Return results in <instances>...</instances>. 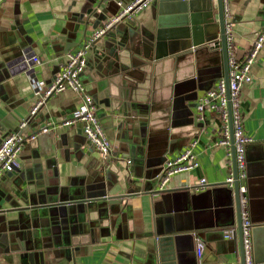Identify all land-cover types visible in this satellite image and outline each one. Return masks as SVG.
Returning a JSON list of instances; mask_svg holds the SVG:
<instances>
[{
    "label": "crops",
    "instance_id": "0c3cea01",
    "mask_svg": "<svg viewBox=\"0 0 264 264\" xmlns=\"http://www.w3.org/2000/svg\"><path fill=\"white\" fill-rule=\"evenodd\" d=\"M94 1L5 0L0 6V143L23 120L29 121L24 133L31 134L48 123L61 124L81 105L80 96L66 91L30 117L36 101L32 79L45 89L60 73L66 55L82 47L86 30L92 33L118 11L117 0ZM100 1L102 14H93ZM231 9L234 50L242 60L264 26V0H231ZM159 11L156 1L130 22L155 31ZM109 47L107 37L95 44L82 79L111 140V161L89 144L82 124L60 126L25 143L21 169L0 181V264H157V181L166 162L197 141L199 167L175 176L166 190L204 195L226 183L232 156L215 145L219 116L208 112L206 120H199L196 110L194 115L189 111V105L224 78L221 43L209 44L193 67L171 56L141 66L133 63L119 74L102 58ZM35 57L41 63H35ZM252 76L253 82L242 91V107L245 133L254 140L247 156L254 160L264 148V48ZM134 85L137 90H130ZM121 94L130 100H121ZM160 168L157 175L147 176ZM202 178L207 190H193ZM184 199L180 211L193 226L185 232L188 264H241L239 240L224 235V230L236 227L214 226L212 210H200L206 207L202 196L192 201V208ZM50 206L59 208L60 217L49 214ZM254 228L253 257L256 253L264 259L263 226ZM195 234L205 242L201 259ZM23 249L32 252L27 261L21 259Z\"/></svg>",
    "mask_w": 264,
    "mask_h": 264
},
{
    "label": "water",
    "instance_id": "95a60500",
    "mask_svg": "<svg viewBox=\"0 0 264 264\" xmlns=\"http://www.w3.org/2000/svg\"><path fill=\"white\" fill-rule=\"evenodd\" d=\"M157 2H159L160 11L155 31L148 28L141 30L133 22H127L123 27L120 26L123 23L119 24L118 28L115 27L105 36L110 47L103 52L105 53L104 57H102L104 62H112L118 74L120 71L127 72V69L132 67L133 63H138V66H141L148 61H159L171 56L175 57L178 63L185 59L187 60V65L193 67L195 58L199 57L203 51L208 50L207 48L212 41L220 38L224 62V79L228 83V49L223 0H157ZM214 3H216V6ZM101 4L102 1L94 8L93 14H102ZM171 12L173 13V19L169 17ZM99 25L94 26V28H98ZM114 31L116 32L115 38L112 37ZM87 33L86 30L85 37ZM126 61L127 63L125 64ZM130 81L121 80L122 83ZM133 87L134 90H137L136 85L130 87V90ZM120 99L130 100L127 94H121ZM195 109L196 102L194 105H189L191 115H194L193 111ZM231 133L233 186L225 183L209 189L204 195H187V193H176L168 190L157 193L161 195L160 201L156 203V206L160 208L156 209L159 214L157 220L159 229L157 232L160 231L161 233L157 238V264H188V259L183 252L189 242V237L185 232L191 231L193 226L191 225L190 217L180 211H184L181 201L185 197L188 198V201L184 199L185 206H191L192 208V201L197 200L201 196L204 198L206 207L200 208V210H212L216 219L214 226L219 228L236 227L235 238L239 240L240 244L241 264H246L241 199L243 195L248 198V208L254 227L263 226L264 231V148L257 159L252 160L247 156V180L245 182L247 193L241 194V182L238 178L232 127ZM159 171H161V168L152 170L147 173V176H155ZM157 183L160 184V179H158ZM188 191L191 193V190ZM188 202H190V205ZM48 208H51L48 211L49 214L54 217H60L58 207L50 206ZM254 227L253 241L254 234L257 231V228ZM31 254V251L23 249L21 259L27 261L30 259ZM254 264H264V259L257 258L255 253Z\"/></svg>",
    "mask_w": 264,
    "mask_h": 264
},
{
    "label": "built area",
    "instance_id": "2783aa9c",
    "mask_svg": "<svg viewBox=\"0 0 264 264\" xmlns=\"http://www.w3.org/2000/svg\"><path fill=\"white\" fill-rule=\"evenodd\" d=\"M157 0H117L118 11L111 16L102 26L94 29L92 33L86 35L82 47L75 53H68L62 65L60 73L45 88L41 89L35 79H32L35 88L36 101L31 109L30 117L37 115L41 107L53 96L71 91L81 97V105L73 112L71 117L63 119L61 124L48 123L36 132L25 134L24 129L29 125L28 120H23L19 129L7 136L0 143V181L6 174L13 173L21 169V154L25 143L35 141L40 134H45L57 130L60 126L71 127L76 124H82V133L89 144L97 150L101 158L105 161H111L113 148L111 140L103 128L98 117V107L93 96L88 92L82 76L86 71L89 62V56L94 45L105 38V36L115 27L123 22L133 21L136 16L148 9ZM5 0H0V6ZM224 17L226 29V42L228 49V67L229 81L220 79L216 85L196 101L195 117L199 120H206L208 112L219 116L220 126L218 127L219 138L215 143L218 147H225L228 150V156H232L231 151V127L235 141L236 162L238 178L241 182V194L247 193V147L254 140L245 133L244 114H243V88L245 85L253 82L252 69L257 58L264 48V26L258 34L245 57L240 60L234 50V15L231 9V0H223ZM220 43V38L210 43L215 46ZM35 63H41L40 58L32 59ZM197 141L191 145L177 158L166 162L163 173L159 176V188L164 191L169 186L172 179L180 174L189 173L199 167V160L194 151ZM128 164L132 161L128 160ZM233 169L229 174L226 184L233 186ZM208 188L206 178H202L199 184L193 188L197 192H204ZM242 203V232L244 238V250L246 264H254L253 257V227L251 214L248 208V198L243 195ZM236 228L224 230L227 239H233L236 236ZM196 249L199 259L203 257L205 250L204 240L195 234ZM227 264V263H221Z\"/></svg>",
    "mask_w": 264,
    "mask_h": 264
}]
</instances>
